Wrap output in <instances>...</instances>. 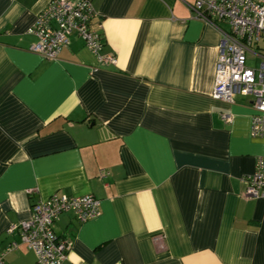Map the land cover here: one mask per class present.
<instances>
[{
	"label": "crops",
	"instance_id": "1",
	"mask_svg": "<svg viewBox=\"0 0 264 264\" xmlns=\"http://www.w3.org/2000/svg\"><path fill=\"white\" fill-rule=\"evenodd\" d=\"M46 1L0 0L3 264H38L6 228L52 193L99 200L55 220L61 264H264V197L243 195L264 136L251 95L212 98L220 33L195 0H90L108 65L76 33L55 59L28 50Z\"/></svg>",
	"mask_w": 264,
	"mask_h": 264
},
{
	"label": "built area",
	"instance_id": "2",
	"mask_svg": "<svg viewBox=\"0 0 264 264\" xmlns=\"http://www.w3.org/2000/svg\"><path fill=\"white\" fill-rule=\"evenodd\" d=\"M192 8L196 17L220 33L212 98L231 103L236 93L251 95L255 113L249 132L251 136H264V56H259L256 67L246 63L253 44L264 38V0H195ZM94 14L90 0H47L26 29L35 38L28 50L55 59L69 43V35L76 33L99 65L115 64L114 55L100 54L102 33L89 28ZM244 181V196L264 197V155L256 157L254 169ZM66 211L72 212L78 222H84L100 214L99 200L91 193L76 196L52 193L33 202L28 219L10 224L6 232H17L19 243L33 251L38 264H61L71 241L56 235L54 222ZM17 245L11 241L5 251Z\"/></svg>",
	"mask_w": 264,
	"mask_h": 264
},
{
	"label": "rangeland",
	"instance_id": "3",
	"mask_svg": "<svg viewBox=\"0 0 264 264\" xmlns=\"http://www.w3.org/2000/svg\"><path fill=\"white\" fill-rule=\"evenodd\" d=\"M256 44H253V46L255 47ZM259 48L257 49L258 51H261L259 52L260 54H264V49H261V48H264V38H262V40L259 42ZM247 65H257L258 64V60L257 59H253L252 57L249 56V58L247 59L246 61ZM250 66V67H251Z\"/></svg>",
	"mask_w": 264,
	"mask_h": 264
}]
</instances>
